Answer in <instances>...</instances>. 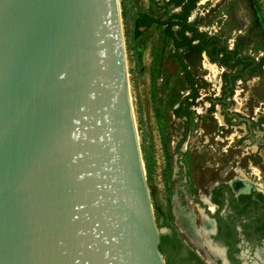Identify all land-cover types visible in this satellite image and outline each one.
Instances as JSON below:
<instances>
[{
	"label": "water",
	"instance_id": "95a60500",
	"mask_svg": "<svg viewBox=\"0 0 264 264\" xmlns=\"http://www.w3.org/2000/svg\"><path fill=\"white\" fill-rule=\"evenodd\" d=\"M159 242L120 0H0V264H165Z\"/></svg>",
	"mask_w": 264,
	"mask_h": 264
},
{
	"label": "flooded vegetation",
	"instance_id": "af4514ba",
	"mask_svg": "<svg viewBox=\"0 0 264 264\" xmlns=\"http://www.w3.org/2000/svg\"><path fill=\"white\" fill-rule=\"evenodd\" d=\"M143 1L138 6H142ZM159 1L155 6L163 5L162 14L172 13L176 20L141 11L139 22L144 27L153 23L162 26V38L171 39L170 47L163 42V50L171 58L170 62L177 65L183 79L189 81L191 91H187L185 100L192 102L196 97L194 87L197 84H191L190 80L199 78V75L207 78L204 72L209 71L210 75L212 70L207 66L210 61L226 73L225 95L233 89L237 78L248 80L252 75L264 72L263 31L258 37L260 48L256 51L250 48L252 40L257 38L254 27L257 30L263 27L262 22L255 18L251 0ZM196 4L199 5L198 11H193ZM150 5L151 0L148 7ZM195 13L199 14L200 23L191 22L190 14ZM174 21L178 23L174 24ZM174 27L178 29L176 34L172 31ZM195 71H199V75H195ZM257 78L260 79V75ZM260 84L262 82L254 90L262 91ZM218 96L221 97L220 94ZM233 99L236 100L235 96ZM216 101L224 103L220 110L223 122L216 117L217 107L215 111L214 108L205 110L217 119V130L211 134L215 140H230L232 133L226 130L230 127L235 129V124L241 122L247 127L250 142L264 148V123L245 112L226 108L229 105L226 99H211L212 103ZM187 104L191 105L190 102ZM189 109L200 112L195 104ZM191 120L200 121L193 115ZM221 125L226 130L220 129ZM259 125L263 128L258 132L254 128ZM194 132L201 135L198 128ZM185 133L184 129L177 145L184 142ZM189 138L183 144H188ZM239 163L231 161L227 169L216 168V177L202 179L199 184H190L186 175L187 178L180 181L183 182V192L181 195L176 192L172 199L171 214L175 221L171 222L167 216L156 217L160 230L159 250L165 264H264V154L262 168L253 166L251 160L247 167Z\"/></svg>",
	"mask_w": 264,
	"mask_h": 264
},
{
	"label": "rangeland",
	"instance_id": "374dc122",
	"mask_svg": "<svg viewBox=\"0 0 264 264\" xmlns=\"http://www.w3.org/2000/svg\"><path fill=\"white\" fill-rule=\"evenodd\" d=\"M151 2L152 5L148 7L149 0H144L142 6H138L135 0H120L130 92L154 214L155 218L167 216L173 222L175 218L171 214L172 199L176 192H179V195L183 192V182L180 181L188 177L190 184H199L198 181L201 182L202 179L216 177V168L227 169L231 161H238L240 166L247 167L251 160L253 166L262 168L264 148L250 142L246 125L237 122L235 129L230 127L228 130L221 125L220 129L232 133L231 138L225 142L215 140L211 134L217 130L218 118H214L205 110L214 108L215 111L218 105L224 108V103L217 101L212 103L211 99H226L229 101L226 108H234L239 100L241 112L251 117L255 116L264 123L262 121L264 72L254 74L248 80L237 78L234 80L233 89L225 95L226 73L221 72L220 68L214 65V61H210L211 64H207L212 70L210 75H208L209 71L204 72L207 78L199 75V71H195V75H199V78L192 77L190 80L191 84H197L194 87L197 91L196 97L192 102L185 100L187 91H191L189 81L183 79L177 65L170 62L171 58L166 56L163 50V42L166 47H170L171 39L162 38V26L153 23L144 27L142 22H139L141 11L165 19L176 20L177 17H172V13L169 12L162 14L163 5L157 4V7L161 8L155 6L156 3H160L159 0H151ZM251 2L255 18L263 25L260 30L254 25L257 38L252 40L250 48L256 51L261 44L258 37L261 31L264 32V0H251ZM198 8L199 5L196 4L193 11H198ZM190 16L193 18L191 22L200 23L199 14H190ZM177 23L178 21H174V24ZM177 30L176 27L172 28L173 34H176ZM258 75L260 79L257 78ZM259 82H262L260 84L262 91L254 90ZM234 96L238 99L234 100ZM188 102L191 105L187 104ZM192 104L202 108L203 111L197 113L196 110L189 109L192 108ZM182 108L186 110L183 111ZM193 112L195 114H192ZM191 115L199 118L200 121L196 123L191 120ZM197 128L201 133L200 136L194 132ZM262 128L259 125L254 130L259 132ZM184 129L186 130L184 142L190 136L189 149L185 152L182 150L184 142L175 146L173 144L175 139L178 141L181 138ZM220 135L225 136V134ZM216 163L219 165H215ZM173 224L175 225V222Z\"/></svg>",
	"mask_w": 264,
	"mask_h": 264
},
{
	"label": "bare ground",
	"instance_id": "6f19581e",
	"mask_svg": "<svg viewBox=\"0 0 264 264\" xmlns=\"http://www.w3.org/2000/svg\"><path fill=\"white\" fill-rule=\"evenodd\" d=\"M128 73H129V71H128ZM131 89V88H130ZM132 98V97H131ZM236 99H238L237 98V96H236ZM134 109V108H133ZM220 110H221V108H220V105H218V107H217V111H216V117L219 119V122H223V115L221 114V112H220ZM232 110H237V111H242L241 110V108H240V102H239V100H238V104L234 107V108H232ZM200 112H202V109L200 108V110H199ZM134 114H135V112H134ZM136 118V117H135ZM137 131H138V128H137ZM138 135H139V131H138ZM177 139H175L174 140V146L177 144V141H176ZM188 144L187 143H185L184 144V147H183V150L184 151H187L188 149ZM143 157V156H142ZM143 163H144V159H143ZM144 166H145V173H146V165H145V163H144ZM146 177H147V174H146ZM179 214H181V213H179ZM181 216V215H180Z\"/></svg>",
	"mask_w": 264,
	"mask_h": 264
}]
</instances>
